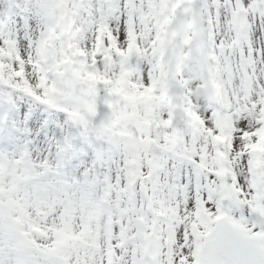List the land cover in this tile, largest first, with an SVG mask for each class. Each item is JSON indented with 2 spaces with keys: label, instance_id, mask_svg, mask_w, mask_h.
I'll use <instances>...</instances> for the list:
<instances>
[{
  "label": "snow or ice",
  "instance_id": "snow-or-ice-1",
  "mask_svg": "<svg viewBox=\"0 0 264 264\" xmlns=\"http://www.w3.org/2000/svg\"><path fill=\"white\" fill-rule=\"evenodd\" d=\"M0 264H264V0H0Z\"/></svg>",
  "mask_w": 264,
  "mask_h": 264
}]
</instances>
